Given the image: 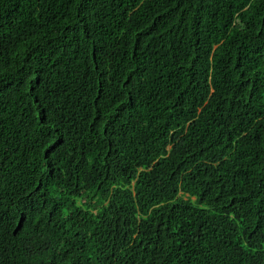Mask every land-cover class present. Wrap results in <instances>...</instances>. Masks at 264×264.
Instances as JSON below:
<instances>
[{"label":"trees","instance_id":"obj_1","mask_svg":"<svg viewBox=\"0 0 264 264\" xmlns=\"http://www.w3.org/2000/svg\"><path fill=\"white\" fill-rule=\"evenodd\" d=\"M0 264H264V0H0Z\"/></svg>","mask_w":264,"mask_h":264}]
</instances>
